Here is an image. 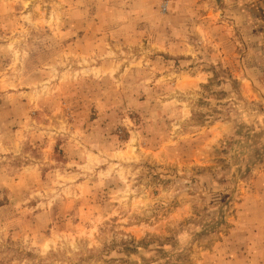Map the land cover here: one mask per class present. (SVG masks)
Segmentation results:
<instances>
[{
  "label": "rangeland",
  "instance_id": "1",
  "mask_svg": "<svg viewBox=\"0 0 264 264\" xmlns=\"http://www.w3.org/2000/svg\"><path fill=\"white\" fill-rule=\"evenodd\" d=\"M0 264H264V0H0Z\"/></svg>",
  "mask_w": 264,
  "mask_h": 264
}]
</instances>
